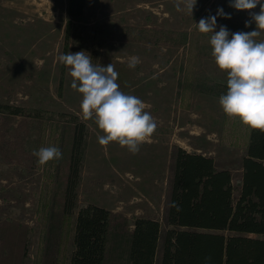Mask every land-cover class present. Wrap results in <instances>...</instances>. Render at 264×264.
Segmentation results:
<instances>
[{"label": "rangeland", "instance_id": "rangeland-1", "mask_svg": "<svg viewBox=\"0 0 264 264\" xmlns=\"http://www.w3.org/2000/svg\"><path fill=\"white\" fill-rule=\"evenodd\" d=\"M89 1L86 13L78 18L69 16V0L0 3V102L78 115L87 125L73 219L81 207L95 204L122 213L131 221L135 217L161 221L175 146L211 156L219 168L229 169L237 200L246 144L241 139L235 145V137L226 136L227 115L219 104L220 96L197 92L190 108L180 105L179 83L192 62L188 46L105 38L97 41L95 32L103 22H125L199 33L196 23L215 15L219 8L229 13L231 19L218 17V26L225 25L233 33L250 32L256 26L253 23L245 27L248 12L231 8L229 0H198L193 16L178 12L177 0ZM256 39L264 40V31ZM210 48L211 45L207 55L198 58L190 70L227 86V74L216 65ZM79 51L91 54L94 64H112L119 74L120 90L140 98L155 118L157 128L140 145L138 153L132 154L116 142L108 145L98 142L97 137L104 133L93 118L84 117L80 107L82 95L71 87L73 78L67 66L59 61L62 54ZM132 57L140 61L135 69L128 67ZM27 121L22 116L0 115V220H19L29 225L25 264H37L45 228L41 213L43 194L54 190L60 161L38 163L33 153L40 149L39 134L44 128L39 127V133L31 128L30 134L29 129L23 130ZM59 122H48L43 147L55 145L61 150Z\"/></svg>", "mask_w": 264, "mask_h": 264}, {"label": "trees", "instance_id": "trees-1", "mask_svg": "<svg viewBox=\"0 0 264 264\" xmlns=\"http://www.w3.org/2000/svg\"><path fill=\"white\" fill-rule=\"evenodd\" d=\"M90 3L69 0L67 12L71 18L81 17ZM95 33L97 41L105 38L188 46L192 62L178 90L180 105L186 109L197 92L221 96L227 91V86L190 70L198 58L207 55L210 34L125 22H103ZM0 115L27 118L23 130L29 129L30 134L31 128L39 133L43 127L40 148L49 121H60L57 128L62 129V158L55 187L43 194L45 228L37 264H264V131L226 116V136L235 137V145L241 139L246 144L237 200L229 169L219 168L211 156L175 146L161 221L144 217L131 221L122 213L95 204L81 207L74 220L87 125L78 115L8 102H0ZM29 244L27 223L0 220V264H25Z\"/></svg>", "mask_w": 264, "mask_h": 264}, {"label": "clouds", "instance_id": "clouds-1", "mask_svg": "<svg viewBox=\"0 0 264 264\" xmlns=\"http://www.w3.org/2000/svg\"><path fill=\"white\" fill-rule=\"evenodd\" d=\"M197 3L198 0H177L176 9L193 16ZM229 6L247 11L245 27L254 23L255 30L233 33L225 25L218 26V17L231 19L223 8L215 15L201 18L196 23L197 30L210 34L211 54L228 77L227 91L219 97L223 112L246 126L264 131V40L256 39L264 31V0H229ZM257 8L259 11H253ZM59 61L73 78L71 87L82 95L80 107L84 117L93 118L104 133L97 137L98 142H116L132 154L138 153L140 145L155 132L157 123L140 98L120 90L119 74L113 65L94 64L86 51L62 54ZM139 62L138 57H132L128 67L135 69ZM33 155L41 165L62 158L61 150L55 146L42 147Z\"/></svg>", "mask_w": 264, "mask_h": 264}]
</instances>
